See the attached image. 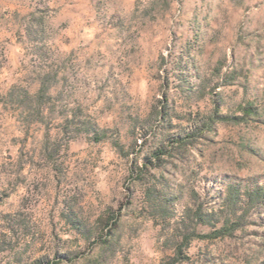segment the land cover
<instances>
[{
    "label": "rangeland",
    "instance_id": "374dc122",
    "mask_svg": "<svg viewBox=\"0 0 264 264\" xmlns=\"http://www.w3.org/2000/svg\"><path fill=\"white\" fill-rule=\"evenodd\" d=\"M0 264H264V0H0Z\"/></svg>",
    "mask_w": 264,
    "mask_h": 264
},
{
    "label": "trees",
    "instance_id": "16d2710c",
    "mask_svg": "<svg viewBox=\"0 0 264 264\" xmlns=\"http://www.w3.org/2000/svg\"><path fill=\"white\" fill-rule=\"evenodd\" d=\"M241 109L243 110V116L244 115H250L254 112V109L251 105L241 106ZM207 236H210V235H207Z\"/></svg>",
    "mask_w": 264,
    "mask_h": 264
}]
</instances>
